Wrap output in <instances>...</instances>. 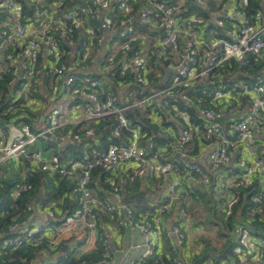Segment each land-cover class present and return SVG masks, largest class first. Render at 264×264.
Wrapping results in <instances>:
<instances>
[{"label":"built area","instance_id":"2783aa9c","mask_svg":"<svg viewBox=\"0 0 264 264\" xmlns=\"http://www.w3.org/2000/svg\"><path fill=\"white\" fill-rule=\"evenodd\" d=\"M139 1L143 4L134 15L138 0H0V55H4L0 59V81L12 74L9 86L18 91L16 100L10 104L8 97L0 95L4 115H16L26 107L34 113L42 111L43 101L30 92L32 88L34 92L42 88L43 70L50 69L57 100L68 96L73 103L81 99L89 103L85 109L87 121L113 117L109 129L117 131L129 126L127 110L143 109L154 99L182 117L180 134L174 139L168 137L162 151L163 157L170 152L177 154V165L176 162L163 163L160 150L151 154V150L156 149L155 141L149 139L142 145L143 135L138 131L131 139L111 144L106 150L94 151L89 156L70 155L61 160L54 155H45L36 148L42 139L59 136L61 125L56 118H60L62 107L44 114L37 132L31 131L22 114L12 123L0 121V179L2 175L6 179H15L10 193L11 208L17 210V201L31 189L27 175L33 167L50 175H60L72 184L76 201L68 217L64 216L61 207L57 212L46 207L39 219L36 209L29 215L15 214L7 230L0 234V264H47L71 251L76 252L77 257L85 256L95 251L100 242L108 247L109 241L102 237L100 229L106 222H114L115 205L108 199H101L90 184L98 167L110 169L128 163L135 165L129 173L132 177L152 166L159 176H170V185L163 200L151 204L152 213L136 219L130 209L124 212L125 219L119 225L137 228L146 248L142 259H130L126 264H144L159 251L161 240L171 242L172 249L178 250L177 264H215L197 263L203 253L199 237L206 232L203 227H196L189 211L190 201L184 207L176 204L181 177H188L191 186L196 183L208 187L212 178L216 179L221 171L233 167L232 160L240 150L246 151L250 162H239L237 168L241 173H232L227 187L248 188L254 175L264 177V142L261 141L264 138V74L248 85L240 82L230 87L214 86L222 77L221 71L230 63L248 66L251 57L264 55L263 14L254 19L247 16L248 0H212V7L209 0ZM201 11H205L207 17L202 16ZM108 53L120 54L115 68L108 69L100 78L85 72L88 63L98 62ZM152 62L173 74L169 78L164 73L159 74L160 80L156 83L151 76ZM118 75L144 89L149 87V94L142 91V98L135 103L115 106L110 94L104 97V82L109 86L115 84ZM203 84L206 88L201 94L210 100L205 105L200 101L197 109L210 124L200 132L191 115L168 100H186L184 95L188 89ZM237 89L243 90L239 97L247 95L249 100L240 111L233 106ZM21 98L23 103L18 107ZM72 108L77 109L76 106ZM243 111L245 113L240 117L228 119ZM221 117L226 118L224 123L215 121ZM95 131L90 130L87 137H93ZM197 138L204 139L210 146L208 171L193 159L191 145ZM13 161L16 167L12 166ZM171 175H176V179L171 181ZM221 179L219 177L218 186H221ZM262 186L264 188V183ZM221 187L224 190V186ZM224 196V211L231 215L242 195L226 193ZM251 201L254 204L252 215L262 212L264 190ZM174 213L176 216L171 219L169 228L158 224L160 219ZM55 214H59V218ZM236 243L235 257L230 263L223 261L220 264H264V238L254 239L238 225ZM65 246L67 249L63 252ZM17 252L21 254L14 257ZM109 256L106 251L105 259L98 264H114Z\"/></svg>","mask_w":264,"mask_h":264},{"label":"trees","instance_id":"16d2710c","mask_svg":"<svg viewBox=\"0 0 264 264\" xmlns=\"http://www.w3.org/2000/svg\"><path fill=\"white\" fill-rule=\"evenodd\" d=\"M210 6H213L212 0H209ZM143 4L142 1L138 0V3L135 4V11L134 15L137 14L140 6ZM245 12L247 16L251 17L252 19L256 18L258 15H264V0H248L246 4ZM193 8L196 9L197 7L193 5ZM202 16L207 17V13L205 11H201ZM138 28H145L141 27V25H135ZM210 28H213L210 25ZM214 29V28H213ZM223 38V36H221ZM66 48V46H64ZM258 57H251L250 63L248 66H242L239 63H230L228 67L221 71L220 75L214 86L218 87H230L235 83L244 82L245 84H251L255 82L261 75L259 73L263 70L262 65H259L256 62ZM153 70H152V77L154 80L159 81L160 79L157 78L159 72L164 73L163 68L160 64H155L152 62ZM167 66V64H165ZM95 78H100L99 75H94ZM12 74L6 75L3 80L0 81V95L4 98L8 97V102L13 103L15 97L17 98L16 94L18 91L15 88H11L9 86L10 81L12 80ZM231 79V80H229ZM44 82V81H43ZM46 82V83H45ZM41 89L32 88V92L30 95L41 99L44 103V108L42 111L34 113L28 107L22 108L18 111L16 115H4L5 109L0 108V121H8L10 123L14 122L17 119L18 115H23L25 122L29 125L32 132H37L38 126L40 124L41 118H43L47 107L49 105V101L53 97H57L58 94L53 90V83L49 85L47 80H45ZM121 84V77L118 75L116 83L109 86L110 89L107 90L104 97L107 95H111L115 102L114 105L121 107L126 105L119 101L118 99V91L117 88L120 87ZM209 87L211 85H208ZM206 86L203 85H193L191 89H188L187 94L184 95L186 101L180 98L169 99V103L172 105H178L181 111L187 112L190 114L194 119L197 120L199 124H204L205 120L202 117H199L198 112V104L201 101L202 105H205L209 102L206 96L201 94V91L205 89ZM149 94L150 88L141 87L140 85L134 84L131 87V92L135 95V100L141 99L140 92L145 91ZM243 93V90L237 89L234 92L235 98L233 99L234 105L237 107V110H243L248 104L249 100L247 95L243 97H239ZM16 100V99H15ZM83 102L81 99L79 101H74V104L77 102ZM18 107L23 103L22 98L17 102ZM131 104L134 103L133 99ZM128 104V103H127ZM208 104V103H207ZM221 105V104H218ZM222 106V105H221ZM169 107V106H168ZM168 107H163L161 103L158 102L157 99H154L147 107L141 109L138 107H133L126 112V116L129 120V126L126 128H118L117 135L113 136V132L115 130L109 129L110 125L114 122L113 117H105L99 119L97 122L88 121L85 122L75 129L71 131V137L69 143L66 144L65 151L61 154H57L61 160L67 159L70 155H74L75 157L81 158L83 157L82 153V143L86 141H90L87 137V133L92 130L96 129L95 136L99 137V141L102 142L101 146L97 147L99 151L106 150L109 145L117 144L121 141H126L131 139L133 133L138 131L143 138L141 140L142 145H146V142L149 139H152L156 143V149L151 150V154L157 151L159 147H163L167 145V139L165 137H161L162 130H168L173 125L168 122ZM160 114L163 118V124L159 127L154 121L152 115L156 116ZM152 117V118H150ZM44 141L43 151L47 154L52 148H56L59 146L57 143V139H50L46 138ZM165 151V150H164ZM48 155V154H47ZM91 155V153H90ZM178 162V161H177ZM165 163V162H163ZM238 172L241 173L240 169L237 167H232L226 171H221L219 173V177H223L224 173L227 176H232V173ZM28 176V183H30L31 189L28 192H24L20 199L17 201V210H13L11 208V199L10 193L14 186L15 179H6L4 175L0 179V234L7 230L11 218L15 214L29 215L33 214L34 210L45 209L46 207H52L53 211H58L61 207L64 215L66 217L70 216L72 213L76 201L74 199V190L71 189L72 184H68L65 179H62L60 175H50L47 172L42 171L38 167H33L31 172ZM97 177V180L94 178ZM219 177L212 178V183L208 187H202L197 185L196 183L191 186L188 177L182 176L181 177V186L179 189V199L176 204L183 205L190 201L193 202L191 205H196L198 211L196 212L197 208L190 206V214L196 224V227H203L205 232H209L213 228L216 230L219 229L218 235L225 239V244L223 245V249L221 251H217V249L213 246L212 240H209L205 237V234L199 237V243L203 246V253L200 258L197 259L201 260L203 255L206 254V258L204 263L213 262L215 264H220L223 261L228 263L235 257V251L238 248L236 243V226L241 225L243 226L254 239L264 238V207L262 212L255 213L252 215L254 210V204L251 201L252 197H254L258 193H262L264 188L262 184L264 183V177L259 175L253 176V182L248 188H229L226 187L223 192H220L218 186ZM114 177H111L110 170L107 168L100 166L98 167L93 173V181L90 184L92 188L95 189L96 193L101 199H108L109 194L115 193L112 191L111 186H115L113 184ZM138 178V177H137ZM129 181L123 182V188L125 190V194L118 189L117 193L123 196H131V194H136L141 191L140 180L133 182L132 184H126ZM148 190L146 189V192ZM130 192V193H129ZM217 193H227L229 196L235 195L239 193L241 196L240 202L233 206V213L231 215L226 214L224 211L226 206L225 203L222 207H220L219 202H226V197L218 199L219 194ZM224 194V195H225ZM144 203V207L140 211L133 210V214L135 215L136 219H139L142 215H146L148 213H152L154 209H149V205L146 197L142 198L136 202L135 204ZM206 207L208 217H203L199 207ZM192 207V208H191ZM219 207V208H218ZM222 209V211H221ZM141 213V214H140ZM103 237V236H102ZM185 248V247H184ZM106 251L111 254L110 247L104 246L103 242H100L97 246V249L85 256L77 257L76 252L71 251L68 252L67 255L62 254L58 256L56 259H51L48 261L47 264H82L84 261L85 264H98L105 259ZM21 252L15 253L13 256L18 257ZM194 259L197 257L194 255ZM111 256H109L110 258ZM180 259L179 252L176 249H170L169 253L159 252L156 251L155 254L149 258L148 260L144 261V264H177L178 260Z\"/></svg>","mask_w":264,"mask_h":264},{"label":"crops","instance_id":"0c3cea01","mask_svg":"<svg viewBox=\"0 0 264 264\" xmlns=\"http://www.w3.org/2000/svg\"><path fill=\"white\" fill-rule=\"evenodd\" d=\"M136 22V21H135ZM263 22H264V15H263ZM119 55H115L112 53H108L106 55H103L100 60L98 62H93V63H88L85 69V72L92 74V76L94 75H99L100 77H102V74L106 73L108 71V69H112L116 67V64L119 61ZM258 61V62H257ZM256 62L259 65H262V71L259 73V75L264 74V55L259 57L258 59H256ZM46 65V66H45ZM49 65V64H48ZM44 66L47 67V63L44 61ZM80 67H78L79 69ZM44 71V77H43V81L45 82V80H47V83L49 85H52V83L54 82V77L52 75V73L50 72V69H48L47 71ZM164 71V70H163ZM159 74H161V72H159ZM173 73L172 72H165L164 71V75L169 78ZM46 83V82H45ZM134 84L128 80L125 76L121 78V84L120 87L117 88L118 91V99L120 102L123 101V103H126V105H131V100L133 99L134 103L136 102L135 95L133 92H131V87ZM104 87H105V93H107V90L110 89L109 85H106V82H104ZM58 97V96H57ZM57 97H53L50 101H49V105L47 107V110L45 112V114H49L54 112V109L56 108V110H61L62 112L59 113V119H58V123L61 125V129L62 131H66L68 130L67 134H63V135H59L57 137V143L59 144V146L56 148H52L47 154L48 155H54L56 157L59 158V156L57 154H61L62 152H64L66 149V144L69 143V136H71V131L73 129H75L76 127H78L79 125L88 122L86 120V116H85V109L89 106V103H83V102H77V104H74L73 101L70 100V98L68 96H65L64 98H60L57 100ZM122 100V101H121ZM186 101V100H185ZM128 103V104H127ZM76 106L77 109H73L72 107ZM118 107V106H117ZM186 113V112H185ZM168 116V122L171 123L173 125V127H171L168 130H162L161 133V137H165L166 139L168 137L171 138H175L180 134L179 131V122L182 120V117L180 114H177L171 111V108L168 107V112L166 113ZM152 119L153 121L159 126L161 127L163 124V118L160 114L154 116L152 115ZM199 117H202L201 114H199ZM192 122H194L197 126H199V131L202 132L204 131L208 125L210 123H208V121L205 120L204 124H199L197 122L196 119H194V117L190 116ZM113 136L117 135V132L114 131ZM90 141H86L84 143H82V153L84 154L83 156H89L90 153L93 154V152L95 151H99V149L97 147L101 146V143L99 141V137H96L95 135L93 137H91L89 139ZM262 142H264V138L263 140L261 139ZM192 149H193V154H194V160L198 161V163L206 170L208 171V156L210 153V146L205 143L204 139H195L194 142L191 145ZM44 147V143H40L37 146V150L44 153L43 151ZM172 149V148H170ZM157 150H160L161 152V159L164 162L167 163H175L177 165V161H179V156L177 154L173 155V152H170V154L168 153V155L165 157H163V147H159ZM45 154V155H47ZM246 160V162L248 161V163L250 162L249 159L247 158L246 155V151L240 150V152L238 153L237 157L234 158V161L232 160V164L233 167H240L239 162ZM135 165L132 163H128V164H123L120 165L116 168H110L107 170H110L111 173V177H114L113 180V184L115 183V186H111V189L113 192H115L114 194L111 193L108 196V200H110L114 205H115V217H114V222L110 223V222H106V224H104V228L100 229V232L102 234V236L104 238H106L109 241V246L111 249V261L114 262V264H126V262L130 259H134V260H140L144 257L145 253H146V248L144 246V242L143 239L140 235V232L138 231L137 228L135 227H130L128 224H126L125 226L121 227L119 225V222L122 219H125V213L123 211V208L119 207V205H116L113 201L112 198L117 199L118 201H124L125 198H130L135 196L136 194L140 193V192H144V195L141 196L140 199L145 198L148 201V198L150 197V200L146 203H148L149 205V209L151 208V204H158L160 203L163 198L164 195L167 193L168 187H169V183H170V176H159V173L157 170H154V168L148 167L147 169H144L141 174L139 176L136 177H132L131 175H129L130 171L132 170V168H134ZM230 168H226L223 170L226 171ZM245 168H242V170ZM138 177V178H137ZM222 179L220 180V184L221 186H224L223 189L225 190L227 186H229V181L231 180V176H227L226 173H224L223 177H221ZM173 179H176V175H171V181ZM94 180H97V177L94 178ZM135 180L139 181L140 180V185H141V191L134 194H131V196H123L119 193H117V190L120 189L123 193L125 194V190L123 188V182L125 183L126 181H129L126 186L128 184H132L133 182H135ZM153 180L154 184H153ZM220 186V185H219ZM220 186L219 190L220 192H223L222 187ZM146 189H148L149 191L146 192ZM130 193V192H129ZM219 195L221 193H218ZM112 197V198H110ZM139 199V200H140ZM138 200H133L130 201L127 205V208L130 209L131 211L134 210V208H130L129 204L134 203ZM143 203V202H142ZM193 203V202H191ZM182 207H184L182 205ZM42 209L38 210L37 213V219L40 218V215L42 214ZM190 211V210H189ZM141 214V213H140ZM57 218H59V214H55ZM65 216V215H64ZM176 214H172L169 218H162L159 220L160 225H163L166 228H169L172 224L171 219H175ZM48 218H51L50 216H48ZM67 247V246H65ZM78 247V246H77ZM172 248V244L169 241L166 240H161L158 243V249L159 252H164V253H169L170 249ZM120 250H123L122 252H120Z\"/></svg>","mask_w":264,"mask_h":264},{"label":"rangeland","instance_id":"374dc122","mask_svg":"<svg viewBox=\"0 0 264 264\" xmlns=\"http://www.w3.org/2000/svg\"><path fill=\"white\" fill-rule=\"evenodd\" d=\"M6 52V54H8L9 53V51L8 50H6L5 51ZM3 57H4V55H0V59H3ZM56 121H57V123H58V119L56 118ZM68 133V130H66V131H62V130H60L59 131V135H63V134H67ZM44 139H42L39 143H38V145L40 144V143H44V141H43ZM12 166L13 167H16V162L15 161H13V164H12ZM18 168V167H17ZM151 181H153V180H151ZM153 184H154V181H153ZM148 190V189H147ZM149 191V190H148ZM224 194L225 193H221L220 195H219V197H218V199H221V198H224L223 196H224ZM217 196H218V193H217ZM150 200V197L148 198V201ZM120 202H122V201H120ZM221 205H220V207H222L224 204L223 203H225V202H219ZM192 207H193V209L194 208H197V206L196 205H191ZM129 207L132 209V208H134V210H136V211H140L141 209H142V207H144V203H139V204H135V203H131V204H129ZM191 207V208H192ZM199 207V206H198ZM219 208V207H218ZM208 209H209V207H208ZM207 209V210H208ZM199 210L201 211V214H202V216L203 217H208V212H207V210H206V207H199ZM198 211V208L196 209V212ZM221 211H222V209H221ZM218 232H219V229L218 230H216V228H213L212 230H210L209 232H207L206 231V233H205V237H207L209 240H212V244H213V246L217 249V251H221V249H223V245L225 244V239H222V237L220 236V235H218Z\"/></svg>","mask_w":264,"mask_h":264},{"label":"water","instance_id":"95a60500","mask_svg":"<svg viewBox=\"0 0 264 264\" xmlns=\"http://www.w3.org/2000/svg\"><path fill=\"white\" fill-rule=\"evenodd\" d=\"M68 7L70 8L71 5H68ZM93 8H94V7H93ZM136 21H137V19H136ZM243 113H245V111H243V112H239L238 114H236V115H234V116H230L228 119H231V118H233V119H234V118H238V117H240ZM225 120H226L225 117H221V118L216 119L215 121H216V122H220V123H224ZM71 189H73V185H71ZM143 195H144V192H140V193L136 194V195L133 196V197L125 198L124 201H122V202L118 201V200L115 199V198H112V197H110V198H112V201H113L116 205H119L120 207H122V208H123V211L126 212V211H127V205H128V203H129L130 201H133V200H139V199L141 198V196H143ZM66 249H67V247H64L62 251L65 252ZM206 256H207V255L204 254V255H203V258H202L200 261H198L197 263H200V262L204 261L205 258H206Z\"/></svg>","mask_w":264,"mask_h":264}]
</instances>
